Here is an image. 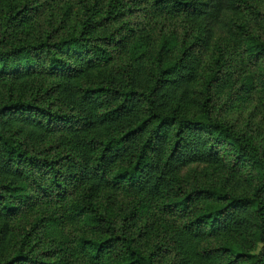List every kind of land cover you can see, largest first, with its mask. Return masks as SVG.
Here are the masks:
<instances>
[{
	"label": "trees",
	"instance_id": "obj_1",
	"mask_svg": "<svg viewBox=\"0 0 264 264\" xmlns=\"http://www.w3.org/2000/svg\"><path fill=\"white\" fill-rule=\"evenodd\" d=\"M3 1L0 82L8 84L9 97L0 105V264H162L167 251L157 245L158 235L152 245L150 234L138 230L146 199L124 204L116 215L99 204L105 190L158 196L153 214L165 225L182 222L193 237L246 233L251 249L210 248L199 253L203 260L264 264V149L210 115L216 89L247 71L259 70L264 87V11L256 0H151L145 9L122 12L80 0L84 16L76 33L65 29L66 17L55 20L54 5L62 0ZM138 11L185 24L183 35L180 27L173 36L192 44L170 61L175 43L165 39L156 74L140 80L128 66L122 80L109 65L132 38L130 30H104L108 21ZM221 12L226 34L214 45L199 109L189 111L182 98L169 105L171 85L193 81L191 73L181 75L196 61L189 50L210 46ZM225 156L233 169L250 171V197L192 187L179 176ZM32 212L41 217L7 252V224ZM58 226H73L68 239H37ZM190 249L180 253L184 264Z\"/></svg>",
	"mask_w": 264,
	"mask_h": 264
},
{
	"label": "rangeland",
	"instance_id": "obj_2",
	"mask_svg": "<svg viewBox=\"0 0 264 264\" xmlns=\"http://www.w3.org/2000/svg\"><path fill=\"white\" fill-rule=\"evenodd\" d=\"M20 1L5 0L1 5L7 6ZM79 1L62 0L60 6L58 3L54 5L56 9L53 13H55L56 22L59 23L61 18L66 17L64 18L66 21L64 27L67 31L74 33L80 30L84 16V8ZM148 1L150 2L151 0H96V2L91 1L90 3L91 5L94 3L95 9H116L122 12L129 9L130 11L145 9ZM256 4L264 11V0H256ZM68 11L69 15L67 16L66 13ZM98 16H101V14ZM219 19L215 25L216 30L209 35L208 45L210 46L206 45L189 50V54H197L196 61L187 66L186 71H183L181 75L191 73L193 81L189 84L180 85L176 82L173 83L170 95L166 99L169 105H172L177 98H182L184 100L183 106L189 111L199 109V102L204 99L205 86L212 70L214 45L219 36L226 34L223 23V12L219 14ZM106 24L107 27L104 31L107 34H110L112 31H119V29L122 30V33L130 30L132 38L122 52H117L118 54H116L109 65V71L114 75L122 74V80L126 77L123 70L128 66L135 67L138 73L136 78L140 80L148 79L156 74L159 63L158 50L164 45L165 39H169L175 43L174 56H172L170 61L175 60L181 51L189 49L192 44V40H184L182 38L184 29H186L185 24L180 25L179 21L176 22L174 19H163V22H159L153 15L141 11L127 13L125 17L119 18L117 21H108ZM180 27L182 35L179 34L174 37V28H177L179 31ZM257 33L258 36H262L260 32ZM262 40H264V36ZM188 67L190 69L189 72ZM261 68L263 67L261 66L259 69ZM225 69L227 71L228 66ZM257 71L259 70L251 69L246 72V75H242L237 82L226 83V86L216 89L212 96L213 101L210 104V115L213 119H218L225 124L234 126L242 133H248L258 143L259 147L264 149V87L259 84ZM8 97V84L0 82V105L6 103ZM179 176L184 178L187 184L192 187H212L234 196L250 197L254 192V183L250 171L245 168L233 169L230 156H225L216 165H193L180 171ZM143 199H146V209L139 219H143L141 221L143 228H138V230H146L150 234L149 237L152 238V245L156 242L158 235L159 243L157 245L159 248L167 251L164 254L166 259L162 264H184L180 253L186 246L191 248L190 252L192 253L189 264H213V262L203 260L199 255L202 250L206 251L210 248L251 249L248 248L249 244L245 240L247 237L246 233L222 234L215 237H193L192 235H188L187 230L184 229L183 223L180 221L173 220V222L165 225V220L160 213L153 214L154 212H158L157 208L160 206H158V196L147 195L145 197L136 194H123L122 191L105 190L100 194L98 201L102 207L111 205L110 211L118 215L122 213V206L124 204H128L129 202L137 205ZM40 217L35 212L26 213L17 221L7 224L10 229L9 240H11V242L7 243V252H14L15 241L22 239L24 231H28L30 225L38 221ZM72 227L58 226L52 228L46 235H37V239H41L43 242L49 241L50 243L52 240H55L56 243H59L64 239H68ZM142 233L139 232L136 236ZM143 241H146V239H143Z\"/></svg>",
	"mask_w": 264,
	"mask_h": 264
}]
</instances>
